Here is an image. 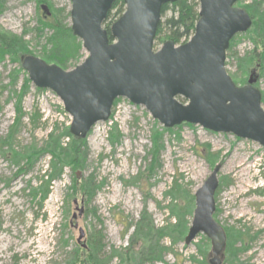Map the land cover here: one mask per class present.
Returning a JSON list of instances; mask_svg holds the SVG:
<instances>
[{
    "label": "rangeland",
    "instance_id": "rangeland-1",
    "mask_svg": "<svg viewBox=\"0 0 264 264\" xmlns=\"http://www.w3.org/2000/svg\"><path fill=\"white\" fill-rule=\"evenodd\" d=\"M252 2L239 0L237 6L244 8ZM42 4L52 12L49 20L43 17ZM71 6V0H0V31L22 36L29 42L28 52L44 58L55 29H42L41 21L60 22L67 30ZM116 12L117 8L112 10L106 24L118 19ZM171 14L168 11L162 22ZM162 31L154 50L169 40L168 32ZM75 42L82 44L78 38ZM256 47L245 32L235 37L227 52L226 70L238 86L248 81L254 68L247 71L242 63ZM81 53L78 61H69L66 70L88 56L83 47ZM257 73L256 87L264 98V75L260 70ZM26 78L27 72L10 55L0 62L2 140L14 123L17 95ZM25 92L26 117L16 128L12 145L0 150V264H209L210 239L200 233L186 244L185 238L193 219L195 193L217 164L222 168L214 218L228 236L224 264H264V146L190 123L166 128L145 106L118 98L109 120L97 123L84 139L88 158L83 169L65 166L45 196L51 154L42 153L29 165L25 158L15 160L11 150L23 157L29 156L28 151L45 152L51 134L62 136L63 145L67 144L70 138L65 132L72 118L53 91L38 89L30 81ZM35 114L42 116L38 126L29 119ZM156 134L160 137L157 144ZM238 162L247 166L245 174L236 171ZM92 178L98 188L91 197L84 183ZM75 200L80 205L83 201L85 207L77 229L70 226ZM143 218L148 224L145 230L168 227L159 242L160 254L150 252L157 236H136ZM171 225L177 226L179 236L170 230ZM79 228L85 232L87 248L78 243ZM100 231L101 247L94 257L91 239Z\"/></svg>",
    "mask_w": 264,
    "mask_h": 264
},
{
    "label": "water",
    "instance_id": "water-1",
    "mask_svg": "<svg viewBox=\"0 0 264 264\" xmlns=\"http://www.w3.org/2000/svg\"><path fill=\"white\" fill-rule=\"evenodd\" d=\"M116 1L71 0V29L88 54L75 68L64 70L33 55L21 57L31 82L53 91L63 102L72 117L69 132L74 138L85 139L97 123L109 120L116 99L127 98L145 106L166 128L190 123L264 146V108L255 86L256 71L238 86L226 70L231 40L252 26L248 13L236 6L239 0H199L192 37L181 45L167 40L157 51L162 8L178 0H123L125 12L110 26V41L104 24ZM42 9L50 15L47 6ZM221 168L217 164L195 193L185 238L186 244L200 233L210 239L209 264H223L227 246L226 232L214 218ZM74 204L70 226L77 229L85 207L83 201ZM84 237L79 228L78 243L86 248Z\"/></svg>",
    "mask_w": 264,
    "mask_h": 264
},
{
    "label": "trees",
    "instance_id": "trees-1",
    "mask_svg": "<svg viewBox=\"0 0 264 264\" xmlns=\"http://www.w3.org/2000/svg\"><path fill=\"white\" fill-rule=\"evenodd\" d=\"M248 5L249 6H246L242 9H244L252 19V26H251L252 28L249 29L247 32L249 33V35L251 34L252 39H254L255 43L257 44V47L252 52L247 54L242 64L243 67L247 69V71L251 67H254L251 70V72L255 70L258 76L257 71L260 70L261 74L264 75V0H253V2ZM116 8H117L116 15L119 18L125 11L124 1L117 0L113 4L112 10ZM112 10L108 14L107 21L111 17ZM49 11L51 12L50 8ZM168 11H171L172 14L170 17H168L165 20V22H160L158 26L156 38L158 35L161 34V32H163L162 30H166L169 35L168 39L172 40L175 44H181L187 42L194 34L195 26L199 19V0H178L175 3L166 4L162 8V17ZM51 16H52V12H51ZM43 17L47 20L50 19L48 18V16H46L45 13H43ZM43 20L41 21L42 29L45 27H49V28L51 27L55 29V32L48 39V41H50V44H52V47L51 49L46 48L44 50L43 52L44 58L42 59L49 64H56L66 70L70 60L78 61L81 58L82 44L80 42L78 43L75 42L77 38H75L74 35L72 34L71 28L64 30L62 29V25L59 24L60 22L57 25H52L51 23H47L46 22L47 20L46 21ZM105 25H106V29L109 32L110 24H105ZM42 29L38 28L37 31L39 33H42ZM109 36H110L109 37L110 40H112L110 32H109ZM236 36L237 35H235L234 38L231 40L228 51L231 50L232 44ZM182 40L184 41L182 42ZM28 45L29 42L26 41L22 36L7 33L6 31L1 30L0 31V62L4 60L6 55H10L13 58V60L20 62L21 64L22 56L32 55L27 50ZM29 83H30L29 78H26L24 87L22 88L19 95H17L18 101L16 104V117L14 119L13 125L11 126L10 133L6 137V139L2 140V138H0V150H2V148L5 145H6L5 147L8 146L10 147L12 145L13 141L15 140L16 128L20 126L21 123H23L26 117V114L22 106V98L26 93L25 91L28 88ZM262 103H264L263 96H262ZM29 119L31 120L33 126H38L40 120L42 119V116H37L36 114L35 116L30 115ZM65 135H67V137L70 139L67 142V144L63 145L61 141L62 136H54V134H51L49 137L51 143L47 145L45 152L42 151L39 154H33L32 152L28 151L29 156L23 157V155H20L14 150H11L15 160H20L25 158L29 165H32L34 159H36L42 153L51 154L52 161L45 173V176L48 177V181L46 184L47 189L44 193L45 196L47 195V192H49V186L52 179H54L55 177L58 178L60 174L63 172V168L65 166L72 165L75 169H83L84 163L88 158V149L84 139L74 138L73 136H71L69 131L65 132ZM159 138L160 137L158 134L154 136L155 144L159 142L158 141ZM26 153L27 152H25V154ZM84 188L87 195L92 197L95 194L98 187L96 186L92 178L84 183ZM145 221L146 219L143 218L141 222H138L136 227V236L137 237L141 236L145 239L148 237H152L154 235L157 236V241L155 243L150 244L151 246L150 252L160 254L161 246L159 242L166 235V233L164 232L168 230V227L160 228L157 230L156 229L145 230L146 229L145 227H148V224L145 223ZM169 228L170 230L174 231L173 233L175 235L179 236L180 233L177 232V226L171 225ZM145 232H147L148 234ZM101 237L103 238L102 231L95 233V236L92 237L91 239L92 240L91 245L94 247L93 248L94 257L97 256L98 251L100 250L101 245L99 244L101 243L102 240ZM240 237H242V234H240Z\"/></svg>",
    "mask_w": 264,
    "mask_h": 264
},
{
    "label": "bare ground",
    "instance_id": "bare-ground-1",
    "mask_svg": "<svg viewBox=\"0 0 264 264\" xmlns=\"http://www.w3.org/2000/svg\"><path fill=\"white\" fill-rule=\"evenodd\" d=\"M234 166H236V171H237L238 173H240V174H245V173L247 172V170H248V168H247V166L245 165V163L243 164V163H239V162H238V164H236V165H234Z\"/></svg>",
    "mask_w": 264,
    "mask_h": 264
},
{
    "label": "flooded vegetation",
    "instance_id": "flooded-vegetation-1",
    "mask_svg": "<svg viewBox=\"0 0 264 264\" xmlns=\"http://www.w3.org/2000/svg\"><path fill=\"white\" fill-rule=\"evenodd\" d=\"M51 17V16H50ZM50 17H48V18H50Z\"/></svg>",
    "mask_w": 264,
    "mask_h": 264
}]
</instances>
